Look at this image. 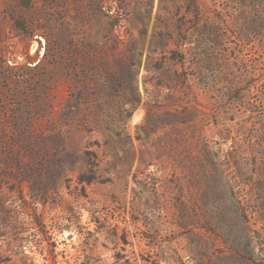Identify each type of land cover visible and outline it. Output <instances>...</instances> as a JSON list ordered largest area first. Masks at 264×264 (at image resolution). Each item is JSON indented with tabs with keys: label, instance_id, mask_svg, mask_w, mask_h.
Listing matches in <instances>:
<instances>
[{
	"label": "rangeland",
	"instance_id": "374dc122",
	"mask_svg": "<svg viewBox=\"0 0 264 264\" xmlns=\"http://www.w3.org/2000/svg\"><path fill=\"white\" fill-rule=\"evenodd\" d=\"M0 264H264V0H0Z\"/></svg>",
	"mask_w": 264,
	"mask_h": 264
},
{
	"label": "trees",
	"instance_id": "16d2710c",
	"mask_svg": "<svg viewBox=\"0 0 264 264\" xmlns=\"http://www.w3.org/2000/svg\"><path fill=\"white\" fill-rule=\"evenodd\" d=\"M88 155H89V159H88V170L86 173H83L82 175H80L79 177V182L80 183H91L92 181H94L96 179V161L94 158V152L93 151H87Z\"/></svg>",
	"mask_w": 264,
	"mask_h": 264
}]
</instances>
